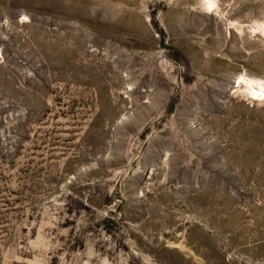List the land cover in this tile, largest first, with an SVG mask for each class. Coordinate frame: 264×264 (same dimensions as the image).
Returning <instances> with one entry per match:
<instances>
[{"label": "rangeland", "instance_id": "1", "mask_svg": "<svg viewBox=\"0 0 264 264\" xmlns=\"http://www.w3.org/2000/svg\"><path fill=\"white\" fill-rule=\"evenodd\" d=\"M251 85L264 0H0V264H264Z\"/></svg>", "mask_w": 264, "mask_h": 264}, {"label": "bare ground", "instance_id": "2", "mask_svg": "<svg viewBox=\"0 0 264 264\" xmlns=\"http://www.w3.org/2000/svg\"><path fill=\"white\" fill-rule=\"evenodd\" d=\"M212 5V4H211ZM246 79L244 78V77H239V81H238V83H239V86H240V84L243 82V81H245ZM251 95L252 96H254V97H262V96H264V87L262 86L261 87V85H260V87L259 88H257V87H254L253 85H251Z\"/></svg>", "mask_w": 264, "mask_h": 264}]
</instances>
